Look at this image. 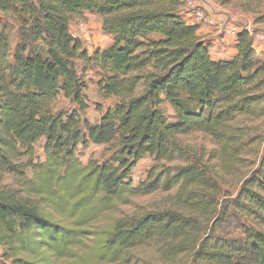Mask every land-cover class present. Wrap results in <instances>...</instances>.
Listing matches in <instances>:
<instances>
[{
    "label": "trees",
    "instance_id": "trees-1",
    "mask_svg": "<svg viewBox=\"0 0 264 264\" xmlns=\"http://www.w3.org/2000/svg\"><path fill=\"white\" fill-rule=\"evenodd\" d=\"M183 6V0H0V17L17 15L23 26L11 60V39L0 19V169L22 172L15 160L33 157L35 144L47 140L46 161L26 185L44 206L23 201L19 189L0 186V243L14 264H55L84 241L89 224L118 197L157 189L156 180L135 187L127 179L145 154L175 160L178 138L192 131L228 144L234 137L230 123L261 108L264 54L254 48L253 35L241 30L237 53L217 60L198 34L200 26L184 19ZM86 11L98 14L102 30L112 36L109 47L92 54L70 26L73 16ZM76 59L85 62L83 70L93 64L102 71L100 92L119 100L99 123L82 119L87 84ZM60 94L76 109L55 112ZM164 100L176 121L160 110ZM89 142L119 149L110 162L84 165L75 153ZM189 172L181 170L175 184L205 181ZM235 202L242 214L264 218V156ZM192 203L204 210L212 206L197 194ZM189 222L168 212L119 218L95 233L92 252L74 264L95 257L119 260L136 245L166 240L175 256L191 250V264H264L263 230L245 223L238 235L209 232L194 240L182 231Z\"/></svg>",
    "mask_w": 264,
    "mask_h": 264
},
{
    "label": "rangeland",
    "instance_id": "rangeland-1",
    "mask_svg": "<svg viewBox=\"0 0 264 264\" xmlns=\"http://www.w3.org/2000/svg\"><path fill=\"white\" fill-rule=\"evenodd\" d=\"M184 2V7L188 5ZM225 1V0H224ZM193 0L195 8L204 12L207 21L200 26L213 27L218 42L207 39L212 32L206 34V43L214 58L231 57L230 48L234 41L227 35V29L233 28L238 33L249 28L254 37V48L264 54V0ZM181 10V12L183 11ZM193 15L195 14V10ZM1 23L7 25L11 39L12 60L18 44L22 41V20L19 16L0 17ZM189 23L197 24L195 17ZM82 24L84 26H82ZM71 32L81 39L92 54L96 48L105 49L112 44V36L102 30V18L96 13L85 12L75 15L70 22ZM236 36V35H234ZM80 76L86 81L85 90L88 108L82 115L83 120L99 123L109 108L118 103L117 97H104L98 87L103 77L102 71L93 64L85 67L83 60L76 59ZM142 88L137 90L140 93ZM165 97L164 95L162 96ZM63 94L53 103L55 112L70 113L76 109ZM160 110L170 121H176L174 109L164 100L159 105ZM229 133L234 135L233 142H219L209 133L192 131L178 138L179 151L175 160L145 154L132 169L128 176L133 186L149 184L156 180L158 188L141 195H126L117 198L113 207L89 224L90 233L84 241L73 248L71 254L56 257L55 264H74L81 257L89 255L95 246V233L111 227L119 218H140L148 213L168 212L179 217L189 225L182 226V231L190 238L198 239L211 232L215 236H235L246 224L253 225L264 231V218L255 216L250 211L244 214L236 208V198L239 196L243 183L259 169L264 156V102L254 115H241L230 123ZM46 138L42 137L34 146V155L23 154L15 160L22 172L4 171L0 169V186L19 189L23 201L32 205H45L42 196L28 193L26 185L31 182L39 164L46 161ZM119 148L112 144H79L76 156L86 165L92 160L100 163L110 162ZM184 170L193 175L194 171L205 177V181L193 184L176 183V176ZM25 181V182H24ZM25 183V184H23ZM202 195L206 201H212V206L204 210L192 203L194 195ZM57 219H62L56 215ZM181 239L179 238V242ZM171 241H151L136 245L128 250V254L119 260L95 257L87 264H191L192 251L175 256L170 250ZM5 248L0 243V264H14L5 256Z\"/></svg>",
    "mask_w": 264,
    "mask_h": 264
},
{
    "label": "crops",
    "instance_id": "crops-1",
    "mask_svg": "<svg viewBox=\"0 0 264 264\" xmlns=\"http://www.w3.org/2000/svg\"><path fill=\"white\" fill-rule=\"evenodd\" d=\"M184 2H186V0H183ZM192 12H194L191 8H189L188 6H187V4H186V6L184 7V9H183V11L181 12L182 13V15H183V17H184V19L185 20H187L188 22H190V21H192L191 19L193 18V17H195V15H193V13ZM200 26V25H199ZM210 32H212L213 34H216V33H214V30H213V27H211V26H206V25H204V26H200V28H199V30H198V34L205 40L207 37H206V34L207 33H210ZM227 35L230 37V38H232L233 39V41H234V46L233 47H231L230 48V52H231V57H233L236 53H237V49H236V47H235V45H236V40H237V35L236 36H234L233 34H229V33H227ZM207 39H210V41H212L213 43H216V42H218V38H217V34H216V36L215 35H210ZM206 39V40H207ZM210 42H207L206 44H209ZM231 57H229V58H231ZM229 58H222V57H220V58H215V59H217V60H219V59H229Z\"/></svg>",
    "mask_w": 264,
    "mask_h": 264
},
{
    "label": "built area",
    "instance_id": "built-area-1",
    "mask_svg": "<svg viewBox=\"0 0 264 264\" xmlns=\"http://www.w3.org/2000/svg\"><path fill=\"white\" fill-rule=\"evenodd\" d=\"M189 8H191L192 10L193 9H196L195 8V3L193 2V0H189L188 1V5H187ZM195 20L197 21V24L198 25H200L201 23H203V22H205V21H207V17H206V15L204 14V12L203 11H201V10H199V9H196L195 10ZM82 26H84L83 24H82ZM247 30L251 33V30L249 29V28H247ZM227 33H229V34H233V35H237V30L236 29H233V28H228L227 29V31H226Z\"/></svg>",
    "mask_w": 264,
    "mask_h": 264
}]
</instances>
